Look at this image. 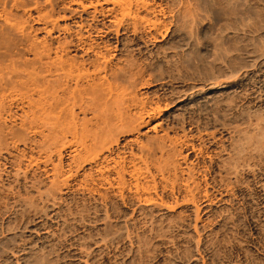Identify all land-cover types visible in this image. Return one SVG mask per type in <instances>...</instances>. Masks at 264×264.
I'll list each match as a JSON object with an SVG mask.
<instances>
[{
	"label": "rangeland",
	"instance_id": "rangeland-1",
	"mask_svg": "<svg viewBox=\"0 0 264 264\" xmlns=\"http://www.w3.org/2000/svg\"><path fill=\"white\" fill-rule=\"evenodd\" d=\"M146 2L0 0V264H264V0ZM61 58L161 112L95 137Z\"/></svg>",
	"mask_w": 264,
	"mask_h": 264
},
{
	"label": "bare ground",
	"instance_id": "bare-ground-1",
	"mask_svg": "<svg viewBox=\"0 0 264 264\" xmlns=\"http://www.w3.org/2000/svg\"><path fill=\"white\" fill-rule=\"evenodd\" d=\"M146 1L145 0H96V1H90L89 4H84L83 0H71V3L81 6L83 7V9H86L89 6H94L96 12H100L104 16H110L112 12L115 10V8L118 6L119 9L117 10V12L119 11V15L116 12L113 19L115 20V22H117L116 24L118 27L116 28L117 29L116 32L118 33L120 31L119 27H123L126 23L127 25L129 23L132 24L134 27L133 30L138 31L136 29L139 28L140 20L141 21L145 20L144 19L145 17L143 18L140 17L139 11L141 10L142 7L146 8L145 6L149 5L147 4L149 2ZM103 3H112L113 5L111 7H108L107 9L105 8H102L101 10L98 9L97 6ZM147 20L150 21L152 19H147ZM151 25L157 31L161 28L160 24L156 20L155 21L152 20ZM88 26L89 29L87 30H90L92 26L91 25ZM80 40L85 43L82 34L80 35ZM96 46L97 45L89 44L86 47L87 52L89 51L96 52L95 50ZM104 58L106 60L105 56ZM94 66L95 69L92 72H90L89 69L86 67L85 63H68L67 60L61 58L60 61L58 62L57 69L61 71V74L65 78L66 82H74L75 84L74 89H69L65 86L63 87L62 83L60 82L58 84V88L64 93V95L69 96L74 106L79 105L82 109H84L86 103L90 104L96 113L97 120L101 121L97 124L95 137L103 133H108L114 130L116 131L117 129L127 127L128 125L131 126V124L138 123L137 125L141 126L145 123H148L153 117L156 116L157 113L161 112L162 108L160 107V105L151 106L149 104V101L146 100L138 101L134 99L133 96L128 97L125 87L118 86L113 82L108 81V79L106 78V74L101 76L102 72H107L106 65L101 66L100 64L99 65L96 64ZM85 80H91L93 83L92 85L93 97L91 96L89 99L87 98V95L89 94L88 89L82 84V81ZM29 84L32 87L34 86V89L37 88L38 85H40L35 77H32L30 79ZM82 86L84 88H82ZM50 87H53V85L49 83L46 85L44 89H42L43 93H45L44 103L48 105H54V103L59 100V97L55 94L57 89L54 91H50ZM102 89L107 94L106 99L104 100L103 103L97 102L98 101L97 96L99 94V91ZM34 93L35 91L29 92L27 97L31 96V98H33ZM186 95H187L186 93L183 94V98L187 97ZM32 103L34 104V102ZM111 104H112L111 110L113 109V105L116 107L113 115L109 111ZM136 107H139V109L137 111H134L133 109ZM107 114H110V116H108ZM73 133L78 134V131L76 129H73ZM170 141H172L171 138ZM240 150L241 148H239V151ZM238 154L240 156L239 152ZM236 162H238L237 159ZM235 165H237V163Z\"/></svg>",
	"mask_w": 264,
	"mask_h": 264
}]
</instances>
